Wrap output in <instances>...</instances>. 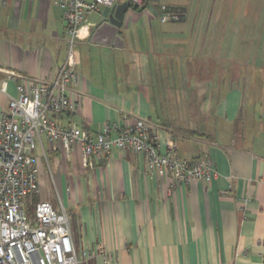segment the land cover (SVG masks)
Returning a JSON list of instances; mask_svg holds the SVG:
<instances>
[{
  "label": "crops",
  "instance_id": "crops-1",
  "mask_svg": "<svg viewBox=\"0 0 264 264\" xmlns=\"http://www.w3.org/2000/svg\"><path fill=\"white\" fill-rule=\"evenodd\" d=\"M58 3L0 0V119L18 84L52 81L63 66ZM161 7L178 18L162 23ZM104 9L75 44L81 109L55 119L93 136L110 126L111 137L146 120L161 154L175 142L181 160L209 161L217 177L173 188L143 154L113 150L87 167L80 145L41 139L38 195L51 180L76 251L90 254L82 264H263L264 0H143L118 47L91 42Z\"/></svg>",
  "mask_w": 264,
  "mask_h": 264
},
{
  "label": "built area",
  "instance_id": "built-area-1",
  "mask_svg": "<svg viewBox=\"0 0 264 264\" xmlns=\"http://www.w3.org/2000/svg\"><path fill=\"white\" fill-rule=\"evenodd\" d=\"M116 2L59 0L68 38L65 62L52 81L25 79L18 84L16 98L10 100L0 119V264H82L90 257L87 251H76L64 207L57 212L50 203H34L39 194V177L33 153L41 139L60 143L67 152L80 145L83 165L87 167L94 158L107 156L113 150L143 154L149 174L170 178L173 188L193 182L210 183L217 177L215 165L209 161L181 160L175 142H170L167 152L161 154L157 137L146 120H138L111 137L116 131L110 126L93 136L74 124L64 126L55 119L79 113L80 95L72 90L79 79L75 44L89 36L87 19ZM125 2L130 6L143 4V0ZM161 11L162 23L179 16L167 7H161Z\"/></svg>",
  "mask_w": 264,
  "mask_h": 264
},
{
  "label": "water",
  "instance_id": "water-1",
  "mask_svg": "<svg viewBox=\"0 0 264 264\" xmlns=\"http://www.w3.org/2000/svg\"><path fill=\"white\" fill-rule=\"evenodd\" d=\"M129 7L130 5L126 3L121 6L115 5L112 8H105L102 13V22L97 25L91 42L94 44H113L118 47L119 42L122 43L119 30L122 26L123 17ZM102 38L103 40H101Z\"/></svg>",
  "mask_w": 264,
  "mask_h": 264
},
{
  "label": "rangeland",
  "instance_id": "rangeland-1",
  "mask_svg": "<svg viewBox=\"0 0 264 264\" xmlns=\"http://www.w3.org/2000/svg\"><path fill=\"white\" fill-rule=\"evenodd\" d=\"M48 181H49V178H48ZM40 198H45L47 200V202H49L52 205L54 210H56L57 212L60 211V208H61L60 199L56 193L55 187L52 184L51 180L48 182V184L46 183L44 185H42V184L40 185V195H37L35 197V199L39 201ZM29 202H30V199H28V204H29ZM30 208L32 209L33 206L31 205ZM28 209H29V207H28ZM69 219H70V217H69ZM70 224H71V221H70ZM71 228H72V224H71Z\"/></svg>",
  "mask_w": 264,
  "mask_h": 264
},
{
  "label": "trees",
  "instance_id": "trees-1",
  "mask_svg": "<svg viewBox=\"0 0 264 264\" xmlns=\"http://www.w3.org/2000/svg\"><path fill=\"white\" fill-rule=\"evenodd\" d=\"M171 9V8H170ZM171 10H173V12H174V14L176 13V10L175 9H171ZM177 14V13H176ZM38 202V200H34V203H37Z\"/></svg>",
  "mask_w": 264,
  "mask_h": 264
}]
</instances>
